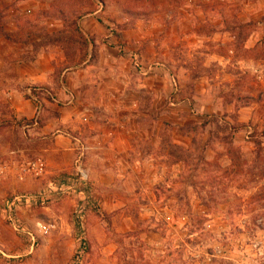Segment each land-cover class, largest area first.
<instances>
[{"label": "rangeland", "instance_id": "1", "mask_svg": "<svg viewBox=\"0 0 264 264\" xmlns=\"http://www.w3.org/2000/svg\"><path fill=\"white\" fill-rule=\"evenodd\" d=\"M0 264H264V0H0Z\"/></svg>", "mask_w": 264, "mask_h": 264}, {"label": "built area", "instance_id": "2", "mask_svg": "<svg viewBox=\"0 0 264 264\" xmlns=\"http://www.w3.org/2000/svg\"><path fill=\"white\" fill-rule=\"evenodd\" d=\"M34 168H36V170H37L36 173H37L38 176L43 174V172H44V164L42 162H40L39 164H35ZM21 198H22V200H26V201L38 200V199H36L34 197H32V198L31 197H21ZM21 198L20 197L16 198L15 202H17L18 200H21ZM8 219L12 223V225L17 229L15 216H14V204L13 203H11L9 205V208H8ZM28 234L32 237L33 241L35 242L34 236L31 233H28Z\"/></svg>", "mask_w": 264, "mask_h": 264}, {"label": "crops", "instance_id": "3", "mask_svg": "<svg viewBox=\"0 0 264 264\" xmlns=\"http://www.w3.org/2000/svg\"><path fill=\"white\" fill-rule=\"evenodd\" d=\"M35 67H37V63L35 64ZM49 74H50V72L46 71V69H45V71L42 72V76H38L37 78H35L36 81H34L33 84L34 85L37 84L40 86H48V84H50L49 83ZM112 77H114V76H112ZM29 102L30 101H26V103H25L26 105L25 104L23 105V107H22L23 111H25L27 108L30 107ZM31 106H32V108L34 107L33 104ZM19 110L20 109H18V112H19ZM63 118H64V115H62V121L64 120Z\"/></svg>", "mask_w": 264, "mask_h": 264}, {"label": "trees", "instance_id": "4", "mask_svg": "<svg viewBox=\"0 0 264 264\" xmlns=\"http://www.w3.org/2000/svg\"><path fill=\"white\" fill-rule=\"evenodd\" d=\"M76 32H78V30L76 31ZM6 38H9V37H6ZM49 41L51 42V39H49ZM55 42H57V43H71V44H80V45H82V47H84V48H87L88 47V42H87V40L83 37L82 39H77V41H76V39H75V37L73 36V35H71L70 34V36L69 35H62V36H59L56 40H54Z\"/></svg>", "mask_w": 264, "mask_h": 264}]
</instances>
